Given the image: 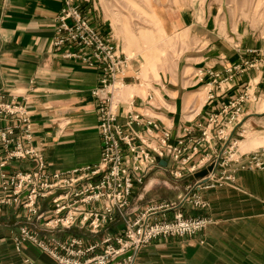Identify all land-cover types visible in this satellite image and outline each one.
<instances>
[{"label": "crops", "instance_id": "crops-1", "mask_svg": "<svg viewBox=\"0 0 264 264\" xmlns=\"http://www.w3.org/2000/svg\"><path fill=\"white\" fill-rule=\"evenodd\" d=\"M78 3L94 25L110 30L100 0ZM65 7L66 0H0V101H16L27 107L33 123L32 145L45 157L50 171L55 172L95 165L103 152L97 101L93 96L101 73L65 59L54 49L57 18ZM219 19L220 9L216 12L213 7L177 13L169 28L186 38V46L175 71L164 77L159 75L162 79L150 75L146 80L140 61L132 58L126 74L128 84L122 93L118 122L126 123L123 114L134 102L135 112L158 120L172 134L170 148L165 149L167 161H160L145 187L134 192L132 217L151 207L175 204L173 210L153 214V222L173 221L176 213L212 221L194 237L153 242L142 251L137 264H264V170H242L233 163L217 170L216 175L231 174L235 181L211 190L196 188L201 180L195 178L199 172H189L194 166L207 169L221 157L227 145L234 146L232 151L237 159L264 149V112L246 103L242 122L226 133L228 140L218 137L215 128L196 153L189 145L184 165L170 160L172 146L185 137L187 142L199 139L206 130L208 117L246 88L251 98L264 96V71L234 75L231 82L225 83L226 70L254 59L255 55L247 53L249 50L264 49V36H256L242 23L236 29L226 23L223 29ZM35 166L30 161H15L10 171H30ZM176 170L182 171V179L171 175ZM190 191L201 194L209 207L195 209L183 203ZM48 208L47 203L43 204L44 211ZM26 226L41 230L39 223L28 222L15 208L0 207V264H56L29 243L22 253L16 251L15 241ZM124 229L123 221L117 220L106 231L91 237L74 229L54 235L96 244L109 234L120 235ZM40 233L49 237V232Z\"/></svg>", "mask_w": 264, "mask_h": 264}, {"label": "built area", "instance_id": "built-area-1", "mask_svg": "<svg viewBox=\"0 0 264 264\" xmlns=\"http://www.w3.org/2000/svg\"><path fill=\"white\" fill-rule=\"evenodd\" d=\"M114 41L103 26L92 23L78 0H66V7L57 18L54 49L65 59L81 62L101 73L100 85L93 91L103 141L102 157L97 164L67 172L50 171L45 157L32 145L33 123L27 107L16 101H0V207H18L28 222L35 221L41 226L40 231L27 226L21 228L20 237L15 241L20 253L25 243L30 242L56 264H137L142 251L153 242L194 237L212 224L209 218L187 217L183 213H176L173 221L153 222V214L173 210L175 204L151 207L135 218L128 213L135 186L143 184L158 159L169 156L165 149L170 148L172 134L164 130L158 120L135 112L134 102L129 103L123 114L126 123L118 122V109L123 104L120 95L127 87L125 73L132 59ZM249 100V93H245L224 105L218 113H212L202 136L188 142L186 137L182 138L172 146L170 158L184 165V155L190 148L196 153L208 141L213 127L220 128L218 137L228 140L227 131L242 122L244 105ZM233 147L227 145L221 157L212 162L214 170L200 180L196 188L211 190L235 181L231 174L216 175L217 170L233 163L242 170H264V149L237 159ZM15 161H30L36 166L30 171H10ZM202 169L194 166L189 172L195 174ZM171 175L176 180L183 178L181 170L172 171ZM45 200H50L53 205L49 218L40 209ZM183 203H189L195 209L209 207L202 195L194 191L188 193ZM116 215L123 219L125 229L120 235L106 237L101 243L85 245L78 238H54L51 241L41 238L40 232L74 226L89 228L91 234L98 235L116 221Z\"/></svg>", "mask_w": 264, "mask_h": 264}, {"label": "rangeland", "instance_id": "rangeland-1", "mask_svg": "<svg viewBox=\"0 0 264 264\" xmlns=\"http://www.w3.org/2000/svg\"><path fill=\"white\" fill-rule=\"evenodd\" d=\"M100 1L102 5V11L104 12L106 19L108 20V25H110V30H108L107 33L115 40L114 42L118 44L123 51H125L124 53L128 55L129 58H136V60L140 61L139 66H141L145 71L143 73L146 80H149L150 75H154L156 78H160L159 75L161 77L167 76L170 73L174 72L178 67L179 57L185 50L186 38H184L180 33H172L169 28V22L174 20V17L177 15V13L186 11L187 9H200L201 7H204L205 11V9H212L213 7L215 8L216 12H219L220 9L219 22L222 24L223 29H225L226 23L230 25L229 27L235 29L242 23L243 25H247L249 30L252 33L256 34V36H264V0ZM247 53L250 55H255V58L251 60H244L240 65L237 64L236 66L226 70L228 77L225 79V83L231 82L234 75L242 74L251 70L264 71V49L249 50ZM247 62H249L250 64L247 65ZM127 72L125 73V76ZM209 74L214 75L215 77H220V75H215L213 72H210ZM214 82L216 81L214 80ZM126 83L128 84V78L126 79ZM123 91H125V89H123ZM122 93L120 95V99L123 97ZM245 93H248V88H246V91L241 93L237 98L242 97L243 95H245ZM237 98L231 99L229 103L234 102V99ZM249 102L257 107L258 111L264 112L263 95H256V97L251 98ZM162 128L168 131V129L164 128L163 126ZM215 128H217L218 130L220 129L219 127H213L212 130H214ZM167 159V157H164L158 159V161H167ZM170 160L173 161L174 164H176V162L172 158H170ZM159 162L154 166L153 170L145 176L143 184H137L135 186L134 192L136 191V189L145 187L149 177L153 174V172L156 171V169H158ZM133 198L134 193L132 201ZM45 203L49 205V208L44 211L43 204ZM11 208H15L19 214L24 215L23 211L18 207ZM130 208L128 210V213L132 216V214L130 213ZM40 209L42 212L48 215V218L52 216L53 205L50 200L41 202ZM117 220L123 221L120 215H116V221L114 223H116ZM107 228L108 227L103 229L102 232L106 231ZM73 229L82 231L86 236L91 237V235H93L90 233L89 228L74 226L70 229L59 228V230L49 232V237L41 235V238L43 240L51 241L52 239L56 238L54 233L65 232L67 230ZM109 236L113 235L109 234L106 237ZM59 239L67 240V238ZM69 239L72 238L69 237ZM80 240L84 242L83 239ZM28 243L32 244L30 242ZM85 245L91 244L85 243Z\"/></svg>", "mask_w": 264, "mask_h": 264}, {"label": "water", "instance_id": "water-1", "mask_svg": "<svg viewBox=\"0 0 264 264\" xmlns=\"http://www.w3.org/2000/svg\"><path fill=\"white\" fill-rule=\"evenodd\" d=\"M213 170H214V165H211V166H209L207 169H205V170L199 172V173L195 176V178H196V179H204V178H206V177L209 175V173L212 172Z\"/></svg>", "mask_w": 264, "mask_h": 264}]
</instances>
